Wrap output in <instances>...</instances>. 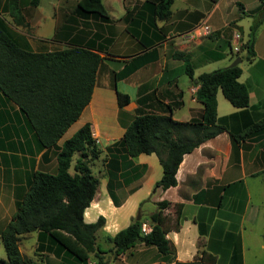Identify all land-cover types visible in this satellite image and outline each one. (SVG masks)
<instances>
[{
  "label": "crops",
  "instance_id": "1",
  "mask_svg": "<svg viewBox=\"0 0 264 264\" xmlns=\"http://www.w3.org/2000/svg\"><path fill=\"white\" fill-rule=\"evenodd\" d=\"M23 1L25 24L16 25L5 11L7 0H0V11L23 47L45 52L83 45L103 60L90 102L54 146L39 143L27 115L0 89V231L34 173H57L60 148L88 124L101 153L89 160L99 185L84 219L90 223L105 218L98 245L106 251L107 264L192 262L201 251L214 256L216 264H264V130L240 141L232 136L264 117V0H174L168 19L155 18L156 1L150 0H103L108 19L80 11L79 0ZM203 24L210 26V33L203 31ZM252 25L254 54L247 59L246 49L232 52V38L239 32L243 46ZM237 57L242 59L239 80L248 89L249 105L234 106L219 89L217 119L226 130L184 155L175 186L157 188L163 175L159 157L154 152L129 156L120 143L127 125L140 109L164 113L174 104L173 118L200 119L204 106L196 98V77L230 66ZM187 63L194 78L187 74ZM117 91L130 96L123 107ZM79 157L76 152L71 173ZM163 200L170 202L163 213L171 251L161 253L139 240L116 254L108 238L126 228L139 211L142 223H151L150 214ZM41 257L45 264H64L51 253Z\"/></svg>",
  "mask_w": 264,
  "mask_h": 264
},
{
  "label": "trees",
  "instance_id": "2",
  "mask_svg": "<svg viewBox=\"0 0 264 264\" xmlns=\"http://www.w3.org/2000/svg\"><path fill=\"white\" fill-rule=\"evenodd\" d=\"M21 1L6 2L5 11L16 25L25 24ZM150 1H156L155 18L168 19L171 16L174 0ZM39 2L28 0L32 5ZM77 6L82 12L109 18L103 0H79ZM1 12L0 89L27 115L36 130L39 143L46 147L54 146L90 102L103 57L92 48L75 44L45 52L26 49ZM251 29L250 39L242 46V49L247 50L244 57L247 59L254 54L252 48L256 25H252ZM186 71L194 78L192 66L188 63ZM241 72L237 64L203 72L196 77V98L204 106L200 119L181 121L173 118L172 111L178 107L174 104L168 105L164 113L140 109L127 125L120 140L127 154L135 157L141 153L154 152L159 157L163 175L156 182L157 188L165 190L175 186L177 170L184 155L226 130L217 119L219 89L234 106L243 108L249 105L248 89L239 80ZM117 99L119 106L123 107L130 101V96L117 91ZM260 130H264V117L241 132L232 133V136L240 141ZM76 152H80V157L75 164V172L71 173L69 169ZM100 153L90 125L85 124L60 148L57 173H34L27 192L17 202L11 219L0 231L7 264H38L34 257L23 253L20 248L22 235L33 231L38 232L39 238L35 249L37 256L51 250L64 264H89L91 259L95 260V264H107L106 251L98 245V231L104 226L105 218L100 216L97 221L90 223L84 219L85 210L99 185V178L92 173L89 160L98 158ZM169 205L167 200L157 202V210L150 214V233L144 235L141 232L142 219L135 218L126 228L109 237L114 252H124L139 240L155 245L161 253L170 252L163 213ZM179 218L180 205H177V227ZM176 264H216V258L201 251L194 261Z\"/></svg>",
  "mask_w": 264,
  "mask_h": 264
},
{
  "label": "rangeland",
  "instance_id": "3",
  "mask_svg": "<svg viewBox=\"0 0 264 264\" xmlns=\"http://www.w3.org/2000/svg\"><path fill=\"white\" fill-rule=\"evenodd\" d=\"M44 1H45V4L48 3V0H44ZM24 237L25 239H23L22 241L21 250L28 256L34 257V259L37 260L38 264H45L44 259L41 257L42 255L37 256V257L34 256V249H36L35 246H37V244L39 243L38 232H31V233L25 234ZM49 252H52V251L51 250L44 251V254H49ZM51 254H54V253L52 252ZM6 260H7V254H6V251L4 249V246H3V243L0 237V264H7ZM91 261L95 262L94 259H91Z\"/></svg>",
  "mask_w": 264,
  "mask_h": 264
},
{
  "label": "built area",
  "instance_id": "4",
  "mask_svg": "<svg viewBox=\"0 0 264 264\" xmlns=\"http://www.w3.org/2000/svg\"><path fill=\"white\" fill-rule=\"evenodd\" d=\"M202 28H203V31L205 33H210L211 32L210 26L208 24H203ZM232 39H233V43L231 45L232 52H234L235 54H238L241 51V48H242L241 34L239 32H234ZM151 231H152V224L151 223L143 222L141 224V232L144 235L150 233ZM88 263L89 264H95L94 261H89Z\"/></svg>",
  "mask_w": 264,
  "mask_h": 264
},
{
  "label": "water",
  "instance_id": "5",
  "mask_svg": "<svg viewBox=\"0 0 264 264\" xmlns=\"http://www.w3.org/2000/svg\"><path fill=\"white\" fill-rule=\"evenodd\" d=\"M241 61H242L241 57H237V58L231 63L230 66L237 65V64H239ZM136 219H137V220H140V219H141V212H140V211L137 213Z\"/></svg>",
  "mask_w": 264,
  "mask_h": 264
}]
</instances>
